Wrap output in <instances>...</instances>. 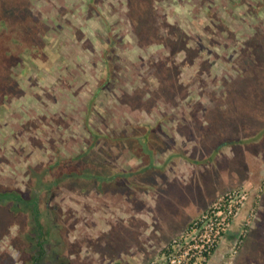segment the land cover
<instances>
[{
    "label": "rangeland",
    "instance_id": "obj_1",
    "mask_svg": "<svg viewBox=\"0 0 264 264\" xmlns=\"http://www.w3.org/2000/svg\"><path fill=\"white\" fill-rule=\"evenodd\" d=\"M91 2L32 0L59 57L50 70L32 65L31 78L19 81L25 94L0 107V191L35 197L44 227L43 264H150L196 212L190 183L180 185L178 193L160 191L149 210L115 194L116 188L132 189L123 185L135 181L133 171L101 186L95 177L65 174L75 169L112 176L118 171L112 164L131 170L134 160H144V153L164 140L169 142L161 146L164 150L188 137L202 142L204 131L190 128L196 123L210 125L207 139L217 133L228 138L206 146L205 155L213 145L211 155L229 154L220 147L236 141L237 157L225 158L220 171L245 167L240 151L252 148L249 135L262 127L255 136H264V123L258 121L264 118L259 111L264 105V0H157L152 34L166 44L138 40L126 0ZM106 41L112 76L98 90ZM247 47L259 57L256 79L238 72L239 59L248 62ZM155 61L171 70L174 91H159ZM124 95L131 102L122 100ZM84 151L77 161L67 160ZM113 204H118L114 215ZM32 226L29 207L0 202V264H33L37 238Z\"/></svg>",
    "mask_w": 264,
    "mask_h": 264
},
{
    "label": "crops",
    "instance_id": "obj_2",
    "mask_svg": "<svg viewBox=\"0 0 264 264\" xmlns=\"http://www.w3.org/2000/svg\"><path fill=\"white\" fill-rule=\"evenodd\" d=\"M192 126H190L191 129H201L204 131L201 133L203 135L202 142L198 137L197 139L195 137H188L180 141L177 140V143L173 144L176 150L172 147L164 150L161 146L165 147V145L169 143L167 140H164L163 143L157 144L153 149H148L149 155L144 153V160H141V158L134 160V162H132V169H128L127 171L129 175L132 176V171L136 173V175L133 176L135 181L133 180V182H129L128 184L124 181L123 187H132V189L127 188V190H133L134 193L129 194L128 191L122 188H116L115 194L120 200L126 195L129 199L131 198L134 203L141 202L143 206L148 205L149 210H151V199L157 197L160 191L172 189L174 192L178 193L181 192V188H183H180V185L182 186L186 183H190L194 188L192 191L193 193L195 192L197 200H190L193 201V203L191 202L192 204H195L196 212L189 218L185 224L187 225L193 217L207 208L214 200L218 199L230 188L237 185H244L249 190V198L246 205L225 231L213 254L203 264H264V136H255V134L249 135L253 137V141L251 142L252 148L248 149L246 145L240 151V154L243 153L245 157V163L243 164L245 167H241L238 170L234 167H229L227 172H222L219 167L221 166V162L225 160V158L232 161L237 157L236 152L238 151L234 149L236 141H233V145L227 143L220 147V152H230L229 154L215 153V155H211L213 150H216L214 149L215 145H213L210 146L212 151L205 155L204 150L206 146L211 145L215 141L218 143L224 141L225 143L226 140L228 141V138L225 137L227 135H220L217 133L213 135L211 139H207L210 133L207 134L206 129L211 128L208 123H196L195 126L194 124H192ZM258 130L259 128H257V131ZM231 138L229 137L230 140ZM226 145H230V148L228 146V148L225 147ZM158 150L161 152H158ZM211 157L212 160L209 159ZM249 160L251 162H249ZM142 163L143 165H141ZM122 170L126 172V170ZM140 171H142L141 173L145 176V180L143 181L139 177ZM147 174H150L149 179L146 178ZM131 185H142L143 188L134 189ZM171 185L172 187H169ZM110 193L113 194V191L110 190ZM189 198L190 197H187L185 199ZM117 207L118 204L109 206V210L113 212L112 215H114V211ZM250 212H253V215L250 220L248 231L242 238L240 244L236 246L237 235L242 227V222L248 219ZM157 216L161 217L159 213ZM133 217L142 219L141 216L138 217L133 215ZM152 217L154 218V215ZM256 229L259 231L257 233L253 232ZM256 252L259 254L256 258H253ZM162 255L163 252L159 259H162Z\"/></svg>",
    "mask_w": 264,
    "mask_h": 264
},
{
    "label": "trees",
    "instance_id": "obj_3",
    "mask_svg": "<svg viewBox=\"0 0 264 264\" xmlns=\"http://www.w3.org/2000/svg\"><path fill=\"white\" fill-rule=\"evenodd\" d=\"M93 1L94 0H92V2ZM126 1L127 16L134 33L138 37V40H140V42L142 40V44H147L148 42H160L158 44H166V40L161 41L163 38L156 35L158 34L157 32L152 34V32H154L153 26H155L157 22L156 18L158 16L156 7L154 5L157 0ZM46 30V22L41 19L39 14L33 11L32 0H0V107H5L12 100V98L19 97L25 94V91L21 87L19 81L20 79L25 78V76L27 75L29 76V78H31L30 74L28 73L32 69V65L36 66L37 69L44 68L46 70H50L54 61L59 57L58 51L53 49V46H51L47 41ZM109 42L106 41V45H104L103 56L105 58V61L103 72L101 74V77L99 78V83H97L98 90L106 86L110 80V77L112 76L110 70L111 43ZM252 47L255 46L253 45ZM245 55L249 56V58L247 59L248 62L246 61L247 63H245V59L244 61L239 59L238 72L241 77L245 72H247L250 76L252 75V77L256 79L261 74V71L256 70V67L259 66V57L256 58V53H251V49L249 48L246 49ZM250 56H252L251 59ZM170 60L172 59L170 58L169 61ZM163 63L162 61H155V63L152 64V69L155 68L153 72L155 76H160L158 82L159 91L161 93L168 94L169 92L175 90V86L173 84L174 80L170 79V77H172L169 74L171 70L168 68L165 69ZM173 64L171 63L172 66ZM15 69L18 70L16 71ZM163 72H165V75L163 74ZM262 85L263 89L264 84ZM98 90L95 92V94L98 92ZM130 97V95H124L123 99H121L126 100V102H131L129 100L131 99ZM131 104L132 106H135L133 105V103ZM260 107H264V105H261ZM260 107L259 111H262L264 113V109ZM221 108H223V105H221ZM238 113L239 112H237L236 114ZM258 114L262 116L260 112H258ZM253 115L255 116L256 114ZM258 121L259 123H264V118H262V120H260L259 118ZM210 122L212 121L210 120ZM258 128V131H253L251 134L260 132L262 127ZM130 136H132V134ZM142 136H144V140L145 138L147 140V135L143 134ZM105 137H107L108 140L111 139L110 136L106 135ZM146 140L143 142H146ZM85 153L86 151L79 154L78 156L71 157L72 159L70 158L67 160L77 161ZM112 166L118 169V171H116L112 176H106L100 173L97 174V172L85 173L83 171H78L75 169L66 172L65 175L67 177L74 176L83 179L85 178V176L90 178L95 177L101 182V184L99 183L100 186L103 185L105 181L110 179L117 182V180L113 179L117 176L127 177V175H129L127 171L125 172L122 169H119L116 164H112ZM85 180L87 179L85 178ZM2 201H14V204H23L24 206L29 207L33 224L32 227L34 232L36 233L37 238V250L33 257V264H43L41 263V260L43 259L45 254L43 241L44 227L40 220L39 206L35 197L31 199H25L22 195L13 191H0V202Z\"/></svg>",
    "mask_w": 264,
    "mask_h": 264
},
{
    "label": "built area",
    "instance_id": "obj_4",
    "mask_svg": "<svg viewBox=\"0 0 264 264\" xmlns=\"http://www.w3.org/2000/svg\"><path fill=\"white\" fill-rule=\"evenodd\" d=\"M249 198L245 186H234L207 208L193 217L190 222L174 234L163 250L162 259L150 264H203L213 254L225 231L239 215ZM253 212L242 222L237 235L238 246L248 231Z\"/></svg>",
    "mask_w": 264,
    "mask_h": 264
}]
</instances>
